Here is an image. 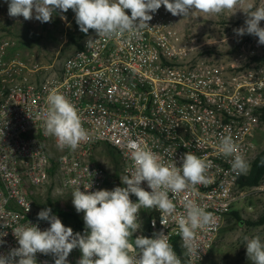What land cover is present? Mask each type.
<instances>
[{"label": "built area", "instance_id": "1", "mask_svg": "<svg viewBox=\"0 0 264 264\" xmlns=\"http://www.w3.org/2000/svg\"><path fill=\"white\" fill-rule=\"evenodd\" d=\"M125 11L131 15L130 10ZM151 15L138 36L125 33L100 38L95 30L85 34L76 26L72 32L74 49L65 60L50 64L29 66L16 56L4 59L10 42L0 46V255L19 247L13 228L31 224L41 230L50 227L49 221L38 220L31 187L42 189L55 181L59 191L72 192L75 186L69 181L75 179L82 191L83 184L92 185L88 191L113 190L118 185L111 183L107 167L94 159V149L105 144L117 152L121 180L133 166L124 147L133 139L177 167L182 166L181 157L186 152L211 164L207 184H198L194 190L189 187L178 195L169 193L176 205L175 215L185 212V199L214 214L208 230H197L201 248L191 264H200L208 256L243 194L238 180L244 174L234 172L231 158L221 154V137L232 136L249 169L260 150L264 45L258 44V37L245 34L234 54L220 60L211 52H203L194 40L189 41L181 28H173L172 14L165 6ZM260 23L264 27V20ZM244 24L240 20L231 29ZM89 39L94 40L91 49L86 46ZM52 91L76 106L89 133L75 151L59 149L56 138L44 134L46 98ZM141 186L151 191L146 181ZM130 198L138 201L134 194ZM144 210L139 211L141 227L134 236L147 237L149 227V238L163 231L172 245L177 241L182 246L178 226L171 217L152 209L153 215L143 227ZM51 215L72 228L59 213L52 211ZM4 223L9 226L4 227ZM77 248L67 257L69 264L80 259L75 255ZM182 249L181 255L174 247L187 263ZM35 259L37 264H55L52 254L37 252Z\"/></svg>", "mask_w": 264, "mask_h": 264}, {"label": "clouds", "instance_id": "2", "mask_svg": "<svg viewBox=\"0 0 264 264\" xmlns=\"http://www.w3.org/2000/svg\"><path fill=\"white\" fill-rule=\"evenodd\" d=\"M162 5L172 15L184 17L197 13L219 15L232 12L239 5L247 18L244 26L233 29L234 33L258 37V44L264 45V27L260 23L264 20V4L256 6L246 0H10L9 16L30 20L35 13L36 20L47 23L57 9L62 12L72 9L83 33L93 29L100 38L112 39L125 33L138 36L152 19L151 13ZM125 10H130L131 15ZM93 42L89 39L86 46L91 49ZM46 102L44 134L54 136L59 149L67 147L75 151L89 138L78 109L57 91L50 92ZM124 147L133 165L121 176L125 187L88 191L92 185L83 184L85 190L82 191L77 180L69 181L75 186L72 203L78 213H84L85 234L74 233L71 227H66L58 216L51 215V208L41 210L38 220L49 221L50 227L41 230L30 223L31 226L13 228L19 247L0 255V264H37V252L52 254L55 264H69L67 257L77 247L82 252L78 264H183L163 231L155 233L153 238L140 235L132 239L141 227L138 219L141 208L158 209L176 222L184 256L187 264H191V258L201 248L197 230H208L214 223V214L193 200L185 199V212L175 215L176 205L169 193L178 195L189 187L194 190L198 184H207L206 172L211 164L204 157L186 152L181 157L182 166L177 167L176 163H165L139 140L128 139ZM219 150L223 156L231 158L229 163L234 172L247 173L249 164L238 152L230 134L221 137ZM144 181L151 191L141 186ZM131 194L138 198L137 202L132 201ZM161 223L164 224L162 220ZM3 226L9 225L4 223ZM243 239L247 257L253 264H264V240L259 235H245Z\"/></svg>", "mask_w": 264, "mask_h": 264}, {"label": "rangeland", "instance_id": "3", "mask_svg": "<svg viewBox=\"0 0 264 264\" xmlns=\"http://www.w3.org/2000/svg\"><path fill=\"white\" fill-rule=\"evenodd\" d=\"M246 2L258 6L260 0H246ZM9 3L10 0H0V46L6 41L10 42V45L5 49L4 59L20 57L29 63V66L50 64L60 58L61 61L65 60L74 49L70 33L74 32L73 28H76V24L69 22L71 9L64 12L65 17H62L63 12L57 9L50 22L42 23L34 18L35 13L33 19L30 20H25L23 16L10 17ZM239 7L238 5L232 12L226 11L219 15L203 13L187 17L172 15V25L175 29L181 28L186 38L189 41L194 40V45L202 49L203 52L208 50L215 58L228 60L236 51L238 41L243 37L237 36L231 26L240 20L245 22L247 18L244 11L239 10ZM56 18H59V22L52 23ZM51 32L52 36H50ZM263 147L264 130L262 131V140L259 141V149ZM93 157L107 167L113 178L111 183L120 187L126 186L118 177L119 156L113 148L105 144L99 145L94 149ZM31 189L38 212L51 208L55 212L68 210L76 213L82 219L84 229L75 228L72 221H69V224L75 232L85 234L84 213L76 211L72 203V192L59 191V185L55 181L42 189L38 187H31ZM242 193V196L234 204L233 210H237L244 220L256 219L264 211V180L259 186L243 188ZM150 210H144L143 227ZM245 235L249 237L259 235L264 240V224L248 225L241 223L233 214L229 215L219 232L216 243L200 264H253L246 254L247 249L243 239ZM75 255L79 258L82 257L79 248L75 251Z\"/></svg>", "mask_w": 264, "mask_h": 264}, {"label": "trees", "instance_id": "4", "mask_svg": "<svg viewBox=\"0 0 264 264\" xmlns=\"http://www.w3.org/2000/svg\"><path fill=\"white\" fill-rule=\"evenodd\" d=\"M74 24H76L77 28H79V25L77 24L76 19L74 20ZM71 40H75V35L73 33H70ZM207 50V49H206ZM210 50V49H209ZM208 52V50H207ZM210 52V51H209ZM262 120L264 121V110L263 114L261 116ZM264 180V147L259 150L256 157L251 163V167L247 174L242 175L238 182L239 186L243 189L245 187H253V186H259L261 185L262 181ZM60 215L63 216V218L69 223V221H72L73 226L78 229H84V225L82 222V219L79 215L76 213H73L68 210H59L57 211ZM233 214L236 219H238L241 223H245L252 226H259L264 224V211L256 218L251 220H244L241 218L237 210H231L229 215ZM153 215V210H150V213L148 214V217ZM228 215V217H229ZM146 235L147 237L150 236V228L146 227ZM136 236L133 235L132 239L134 240ZM174 247L177 249L179 254L182 255L183 249L182 246L177 242L174 241L173 243ZM183 264H187L184 259H182Z\"/></svg>", "mask_w": 264, "mask_h": 264}, {"label": "crops", "instance_id": "5", "mask_svg": "<svg viewBox=\"0 0 264 264\" xmlns=\"http://www.w3.org/2000/svg\"><path fill=\"white\" fill-rule=\"evenodd\" d=\"M71 11H72V13H71V15L69 16V21H74L75 19H76V14H75V12L71 9ZM74 12V13H73ZM62 17H65L64 16V12L62 13ZM58 23L59 22V18H56L55 20H53L52 21V23ZM55 26V25H54ZM50 36H52V32L50 33ZM52 42V44H54V42L53 41H51ZM29 78L32 80V75L31 76H29Z\"/></svg>", "mask_w": 264, "mask_h": 264}, {"label": "bare ground", "instance_id": "6", "mask_svg": "<svg viewBox=\"0 0 264 264\" xmlns=\"http://www.w3.org/2000/svg\"><path fill=\"white\" fill-rule=\"evenodd\" d=\"M7 36V35H6ZM25 59V58H24ZM41 60V59H40Z\"/></svg>", "mask_w": 264, "mask_h": 264}]
</instances>
